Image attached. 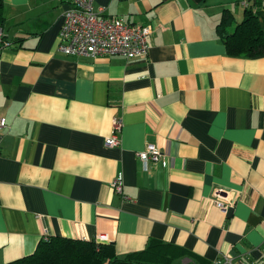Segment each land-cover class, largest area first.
Listing matches in <instances>:
<instances>
[{"label": "crops", "instance_id": "0c3cea01", "mask_svg": "<svg viewBox=\"0 0 264 264\" xmlns=\"http://www.w3.org/2000/svg\"><path fill=\"white\" fill-rule=\"evenodd\" d=\"M93 6L149 25L147 55L64 54L67 0H0V264L32 254L45 233H104L119 257L162 243L167 264H259L264 53L231 55L224 36L249 16L264 34V0ZM115 116L120 142L106 146ZM148 143L163 156L144 169ZM119 173L122 193L111 187ZM218 188L234 199L226 213Z\"/></svg>", "mask_w": 264, "mask_h": 264}, {"label": "built area", "instance_id": "2783aa9c", "mask_svg": "<svg viewBox=\"0 0 264 264\" xmlns=\"http://www.w3.org/2000/svg\"><path fill=\"white\" fill-rule=\"evenodd\" d=\"M68 8L64 11L60 27V42L58 49L68 55L106 56L119 54L126 58L141 56L148 53V36L151 33L149 25L130 23L120 16L103 15L104 8L93 6L94 0H67ZM2 32L0 30V37ZM121 119L113 118L112 132L105 138L106 146L118 145L121 134ZM7 126L5 118H0V128ZM1 137V136H0ZM144 169L148 162H155L162 158V150L153 143L137 152ZM123 176L118 174L111 182V187L117 193H122ZM214 205L226 213L233 205L231 192L225 188H218L213 194ZM47 234L43 235L46 238ZM97 243L108 241L107 234H98L94 238ZM214 264H232L227 255L217 259ZM264 264V252L260 263Z\"/></svg>", "mask_w": 264, "mask_h": 264}, {"label": "trees", "instance_id": "16d2710c", "mask_svg": "<svg viewBox=\"0 0 264 264\" xmlns=\"http://www.w3.org/2000/svg\"><path fill=\"white\" fill-rule=\"evenodd\" d=\"M229 22L225 18L219 25V31ZM224 41L231 55L264 53V34L252 16L239 23L233 33L225 35ZM168 247L150 242L141 251L119 257L114 246L108 242L47 235L32 254L3 264H167L174 257Z\"/></svg>", "mask_w": 264, "mask_h": 264}, {"label": "rangeland", "instance_id": "374dc122", "mask_svg": "<svg viewBox=\"0 0 264 264\" xmlns=\"http://www.w3.org/2000/svg\"><path fill=\"white\" fill-rule=\"evenodd\" d=\"M173 264V263H172Z\"/></svg>", "mask_w": 264, "mask_h": 264}]
</instances>
